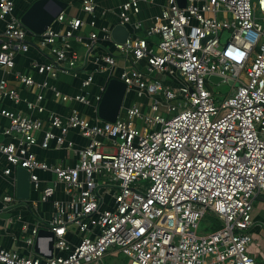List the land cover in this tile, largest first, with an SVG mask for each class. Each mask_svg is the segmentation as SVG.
<instances>
[{"label": "built area", "instance_id": "built-area-1", "mask_svg": "<svg viewBox=\"0 0 264 264\" xmlns=\"http://www.w3.org/2000/svg\"><path fill=\"white\" fill-rule=\"evenodd\" d=\"M142 1L154 0L122 1L120 23L131 24L134 33L114 43L125 57L119 78L127 83V93L135 89L138 96L152 98L147 110L133 101L115 121L99 117L107 83L95 95L93 118L73 107L68 115L51 112L44 128L43 118L1 110L9 118L0 127L9 137L0 141V151L11 163L4 173L14 174L17 184L15 169H28L31 187L41 190L42 201L53 203L48 221L23 223L25 244L36 250L41 239L39 246L49 252L50 235L39 237L45 228L55 234V250L48 257L0 242V264H109L105 258L114 248L128 258L127 264H261L249 246L254 241V199L264 195V0H188L185 7L167 0L160 20L147 26L145 35L139 32L144 22L134 19ZM15 5V0H0V20L6 23L0 34V65L6 68H13L16 54L32 45L31 30ZM97 6V0H82L83 10L91 14ZM84 24V18L62 11L40 34V44L50 47L53 58L33 63L39 73L57 77L60 71L76 69L85 55L70 40L82 39ZM149 35L157 40L151 43ZM112 38V29L104 25L101 35L91 31L89 46L94 50ZM96 52L95 68L109 71L108 80L116 76L117 55ZM141 60L144 67L138 66ZM211 74L233 80L234 90L222 101L208 87ZM168 75L171 83L166 82ZM17 78L30 87L49 86L48 80L37 82L27 73ZM94 78V72H87L83 92L73 96L49 87L63 100L87 104L91 99L85 89ZM5 98L19 102L21 94L3 77L0 100ZM37 98L42 112L44 94ZM72 129L88 142L76 146L68 138ZM52 141L73 149L78 161L53 164L33 149L51 147ZM39 170L53 171L55 181L43 184ZM60 184L67 198L56 197ZM0 199V212L23 203L7 191H0ZM207 214L220 226L199 232Z\"/></svg>", "mask_w": 264, "mask_h": 264}, {"label": "crops", "instance_id": "crops-1", "mask_svg": "<svg viewBox=\"0 0 264 264\" xmlns=\"http://www.w3.org/2000/svg\"><path fill=\"white\" fill-rule=\"evenodd\" d=\"M35 0H15V12L18 15H22L24 11L34 2ZM67 2V6L63 10L67 17L79 16L85 19V24L79 30L82 35V39L79 41L75 38L70 40L72 46L84 54L83 60L77 63L75 70L60 71L57 77L48 76L47 74L39 73L37 69L33 66L34 62H47L53 58L50 53V47L42 46L40 44L41 35L30 31L29 40L31 41V48L28 51L18 52L16 54V64L13 68H6L0 65V79L5 77L9 80L10 84L16 86L21 94V100L19 102H14L9 98L0 100V127L3 129L9 123V118L2 114L1 110L3 108H8L11 110H20L31 116H38L43 118L45 121L44 128H48L50 123V113L58 112L62 115H68L71 113L73 107L78 108L84 115L96 117V100L95 95L101 92L102 86L108 82L109 71H98L95 62L96 51L109 50L117 55L119 60V66L117 68L122 69L125 63V57L121 53H116L114 51L115 41L112 39H103L98 43V45L93 50L89 43L91 42L90 33L91 31H98L102 34V26H108L111 29L120 23L119 19V7L124 0H97L98 6L94 14H91L83 10L82 0H63ZM167 0H154L142 1L141 11L134 16V19H141L144 22V27L140 29V34L145 35L147 33L146 27L152 23L160 20L162 11L166 5ZM51 9L56 8L55 4H51ZM218 16L222 17L223 12H219ZM91 20H95V24H91ZM5 21L0 20V34L5 30ZM56 25L60 26L59 23ZM130 32L134 33L133 26L127 24ZM151 43L157 40L156 35L148 36ZM111 47V48H110ZM94 51V52H93ZM146 64V62H145ZM78 72V74L75 73ZM94 72L95 78L93 83L88 86L85 91L90 95L91 102L83 103L81 101H76L74 98L69 100H63L61 96L55 94L50 85H54L62 94L67 93L71 96L83 92L81 88V80L87 75V72ZM18 73H27L32 75L37 82H42L48 80L49 86L39 88L38 86H28L18 80ZM210 82H213L210 80ZM215 83V82H214ZM235 87L232 85V89ZM211 89V88H210ZM42 92L44 98L40 101V104L45 106L44 111H39L36 106L38 103L37 95ZM136 94L134 99L129 101V96L127 98L128 102L124 101V105L120 111L121 116L125 115L126 106L131 104L133 101H138L142 103L144 110L149 108V103L147 102L149 97H140L136 93L135 89L130 91V94ZM129 93L126 94V97ZM129 94V95H130ZM32 103V105H29ZM55 132L59 133L60 129L58 127L52 128ZM38 136H42V132L38 133ZM68 138L74 140L76 146L85 145L88 142V138L83 136L77 129H72L68 133ZM9 140V137L0 133V141ZM33 149L37 154L53 164H67L74 165L78 161V155L75 154L73 149L67 145L56 146L55 142L52 141L51 147L43 148L40 145H34ZM11 166L8 161L6 154L0 151V191H7L10 193H16L17 195V184L14 182V174L4 173V169ZM17 175V169H15ZM42 183H52L56 179V174L51 170H39ZM41 190L31 187L29 194L26 197H18L22 200V204L18 205L12 210H2L0 212V242L4 245L18 249L23 252H34L45 255V251L40 245L41 252L34 249L32 246H28L24 241V234L22 232V225L24 222H29L34 224L36 222H46L52 216L53 203L52 200L42 201L41 200ZM56 197L67 198L68 195L63 191V185L58 186L56 192ZM35 203L37 205L35 206ZM2 200L0 199V205ZM253 215V225L251 227V232L254 237L253 243L249 246V252L257 259L261 264H264V195L258 194L254 199V209ZM12 220L10 221V217ZM69 238H78V235L69 234ZM39 239V243H40ZM114 252L111 256L105 258V262L109 264H127L128 258L121 255L117 248L113 249Z\"/></svg>", "mask_w": 264, "mask_h": 264}, {"label": "water", "instance_id": "water-1", "mask_svg": "<svg viewBox=\"0 0 264 264\" xmlns=\"http://www.w3.org/2000/svg\"><path fill=\"white\" fill-rule=\"evenodd\" d=\"M188 0H178L180 6L185 7ZM51 4H55L56 8L51 9ZM67 2L63 0H35L24 13L21 15L23 23L34 33H43L56 19V17L65 9ZM130 34V29L126 24L117 23L112 29V36L118 42H125ZM209 80L220 83L226 79L217 74H211ZM227 82L233 84V80L228 79ZM127 94V83L119 77L113 76L108 82L103 94V98L99 103V117L108 121H115L124 105ZM31 189L30 172L28 169L17 167V195L26 197ZM42 235H50L49 252L46 256L51 257L54 254L55 234L53 231L42 228L39 237ZM35 248L41 252L39 239H37Z\"/></svg>", "mask_w": 264, "mask_h": 264}, {"label": "rangeland", "instance_id": "rangeland-1", "mask_svg": "<svg viewBox=\"0 0 264 264\" xmlns=\"http://www.w3.org/2000/svg\"><path fill=\"white\" fill-rule=\"evenodd\" d=\"M228 35L229 34L226 33L225 34V37H227ZM114 51L116 53H119V51L116 48H114ZM145 62H146L145 60L139 61L138 62V66L139 67H144L145 66ZM114 75H116L118 77L120 76V69L119 68H116L115 69ZM172 78L173 77H171L170 75H168L166 77V82L169 83ZM208 87L213 90V92H214V94L216 96L217 101H222L230 93V91H232V84L229 83V82H226V81H222L219 84L208 81ZM129 94H130V92H129ZM129 94L125 98V101L127 100L128 96H129V101H130V100L134 99V97L136 95L134 93H131L130 95ZM150 101H153L152 98H151V100L149 99L147 102H150ZM126 102H128V100ZM108 149H109V151H112V148H108ZM217 223H219V221L217 220V218L214 215L207 214L200 221V229H199V232L209 231V230L213 229V226L216 225ZM121 255L124 256L123 254H121Z\"/></svg>", "mask_w": 264, "mask_h": 264}, {"label": "trees", "instance_id": "trees-1", "mask_svg": "<svg viewBox=\"0 0 264 264\" xmlns=\"http://www.w3.org/2000/svg\"><path fill=\"white\" fill-rule=\"evenodd\" d=\"M219 226H220V223H217L216 225L213 226V229H216Z\"/></svg>", "mask_w": 264, "mask_h": 264}]
</instances>
